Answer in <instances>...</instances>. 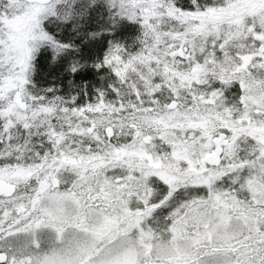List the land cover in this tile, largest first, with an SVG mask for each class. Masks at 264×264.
Returning a JSON list of instances; mask_svg holds the SVG:
<instances>
[{"label":"snow or ice","instance_id":"snow-or-ice-1","mask_svg":"<svg viewBox=\"0 0 264 264\" xmlns=\"http://www.w3.org/2000/svg\"><path fill=\"white\" fill-rule=\"evenodd\" d=\"M0 264H264V0H0Z\"/></svg>","mask_w":264,"mask_h":264}]
</instances>
